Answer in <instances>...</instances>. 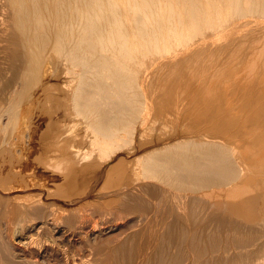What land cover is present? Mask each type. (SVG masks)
<instances>
[{"label":"bare ground","instance_id":"6f19581e","mask_svg":"<svg viewBox=\"0 0 264 264\" xmlns=\"http://www.w3.org/2000/svg\"><path fill=\"white\" fill-rule=\"evenodd\" d=\"M208 205L264 236V0H0V264H205Z\"/></svg>","mask_w":264,"mask_h":264},{"label":"rangeland","instance_id":"374dc122","mask_svg":"<svg viewBox=\"0 0 264 264\" xmlns=\"http://www.w3.org/2000/svg\"><path fill=\"white\" fill-rule=\"evenodd\" d=\"M36 175L41 182H44L43 177L38 173V171ZM207 194L209 193L206 192L199 196L195 195L192 198L200 200L203 197H207ZM196 212L194 211L192 213V216L188 221L191 222L193 228L197 229L195 233L186 229L187 223H184V220L177 222V230H175L173 235L171 234V242L168 244V246H171L167 248L165 253L168 261L176 255L177 248L175 244H185L193 238V235L201 237V241H199L196 247L203 250L201 259L205 264H239L245 259L248 253L247 251L255 248V246H252L253 243L255 244L259 242V245H261L264 242V236L254 237L253 232H255V230L253 229L237 225L231 219H226L227 222L220 221V210L216 211L215 208L210 205L205 206L202 209V212H197L198 214ZM181 227L186 230L184 234H180L178 231ZM175 240L177 241L176 243L174 242ZM235 246L249 247L230 250V248H234Z\"/></svg>","mask_w":264,"mask_h":264}]
</instances>
